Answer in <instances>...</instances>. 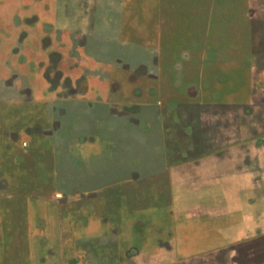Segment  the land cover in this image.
I'll use <instances>...</instances> for the list:
<instances>
[{
    "label": "rangeland",
    "instance_id": "obj_1",
    "mask_svg": "<svg viewBox=\"0 0 264 264\" xmlns=\"http://www.w3.org/2000/svg\"><path fill=\"white\" fill-rule=\"evenodd\" d=\"M0 264H264V0H0Z\"/></svg>",
    "mask_w": 264,
    "mask_h": 264
},
{
    "label": "crops",
    "instance_id": "obj_2",
    "mask_svg": "<svg viewBox=\"0 0 264 264\" xmlns=\"http://www.w3.org/2000/svg\"><path fill=\"white\" fill-rule=\"evenodd\" d=\"M36 18V17H35ZM38 19V18H37ZM27 20H30V18H28ZM34 25H29L26 27L25 30H23V32L25 34H27V39L26 41H28L29 43H33L36 41V36L38 33V29L36 28ZM13 31L14 32H18V29L16 27H13ZM30 52V50H28ZM31 53V52H30ZM29 53H22L23 57H27ZM29 64L28 65H32L33 60H28ZM154 107V106H153ZM154 119H149V130L153 129V120H160L163 121L162 119V114L159 112V110L157 111V114H155ZM152 123H151V122ZM173 121V120H172ZM169 134V135H168ZM163 136V134H162ZM165 145L169 144L168 142L170 141V137L171 139L174 137L173 134L171 135L170 133L167 132V134H165ZM168 146V145H167ZM167 152L169 154H167L166 156H164V158L162 157V165L160 166V168L163 170V173L165 175L166 181L168 182V184L173 185V184H180V185H195V184H200L205 182L206 180H228L230 179L231 175L228 174V172H224L219 170L216 175L213 173H211V177H208L207 179V167H206V159H205V149L202 148L200 150L199 145H193L192 148L190 146H187L186 148H183V150H181L180 156L178 158H175L172 153L175 152L173 149H167ZM178 152V151H177ZM143 158L140 157V161H142ZM196 169L190 171L191 169ZM179 169H188V172H186L185 174H183L181 177L177 176L176 171ZM181 179V180H180ZM229 181V180H228Z\"/></svg>",
    "mask_w": 264,
    "mask_h": 264
}]
</instances>
